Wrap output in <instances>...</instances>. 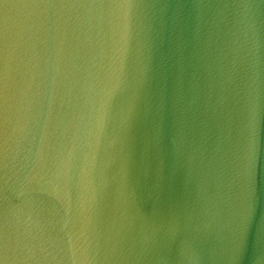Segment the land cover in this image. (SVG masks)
<instances>
[{
  "label": "water",
  "instance_id": "95a60500",
  "mask_svg": "<svg viewBox=\"0 0 264 264\" xmlns=\"http://www.w3.org/2000/svg\"><path fill=\"white\" fill-rule=\"evenodd\" d=\"M0 264H264V0H0Z\"/></svg>",
  "mask_w": 264,
  "mask_h": 264
}]
</instances>
